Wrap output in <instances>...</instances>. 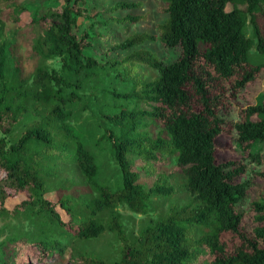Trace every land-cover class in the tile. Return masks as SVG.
Listing matches in <instances>:
<instances>
[{
	"label": "trees",
	"instance_id": "obj_1",
	"mask_svg": "<svg viewBox=\"0 0 264 264\" xmlns=\"http://www.w3.org/2000/svg\"><path fill=\"white\" fill-rule=\"evenodd\" d=\"M84 2L34 10L28 26L39 29L30 43L36 64L27 76L4 26L5 20L19 21L28 6L0 0V259L43 264L61 258L74 242L112 233L119 241L115 259L76 251L68 264H264V193L249 202L254 220L245 225L240 205L250 182L238 181L245 166L216 156L217 138L231 128L237 145L264 164V93L239 109V121L228 125L220 116L229 97L264 69L251 54L256 40L264 56V0H165L157 35L136 34L114 45L127 50L159 40L179 47L168 64L146 49L122 59L86 56L88 33L77 32ZM135 5L116 3L105 12ZM55 58L59 69L47 65ZM134 62L157 75L144 80L139 93L108 88V65ZM86 89L101 113L95 130L68 122L72 106H88L79 92ZM108 97H137L148 109L127 111L119 103L109 105L114 112L108 114ZM144 114L161 128L156 138L135 132L146 125L137 122ZM164 153L175 158L172 174L183 177L179 186L189 200L152 217L156 202L176 189L162 174L152 184L142 182L135 161L153 175ZM255 176L264 180V171ZM120 205L145 216L136 235L122 223Z\"/></svg>",
	"mask_w": 264,
	"mask_h": 264
},
{
	"label": "rangeland",
	"instance_id": "obj_2",
	"mask_svg": "<svg viewBox=\"0 0 264 264\" xmlns=\"http://www.w3.org/2000/svg\"><path fill=\"white\" fill-rule=\"evenodd\" d=\"M12 1L19 5L28 6V11L19 15V21L14 22L12 20H5L4 26V33L12 38L18 46L17 57L23 68L24 74L28 76L31 74L36 64V59L31 51L30 43L35 32L39 31L37 28L34 29L33 27L28 26L30 17L35 9L40 8L43 5L53 8L60 7L63 4V0ZM121 2L133 3L136 5L129 8H119L117 10L108 11V13L105 12L106 6H112ZM84 6L86 7V15L77 18V32L80 35H83L85 32L88 33V44L85 47L86 56H93L101 60H106L107 58L108 60L122 59L133 51L146 49L153 52L164 64H168L177 59L180 55L179 47H166L159 40H146L127 50L117 49L114 46L132 35L141 33L157 35V25L162 23L166 18V13L162 10L165 7V0H85ZM230 8L231 7L229 6V9ZM127 16H135L139 17V19L135 20V22H130L129 20H117ZM247 33L249 35L252 33L250 25L247 27ZM255 46L256 40H254V45L251 49L252 57L257 61L264 63V56L257 51ZM107 52L108 54H106ZM47 65L49 68L59 69L61 62L59 58H55L47 61ZM126 71H128V73ZM156 75L157 72L154 69L149 68L142 62L127 63L123 65L109 64L108 88H116L120 92L132 91V93H139L142 89V82ZM79 92L86 97L88 106L86 108H84L82 104L72 106V109L70 110L71 116L69 117L68 122L77 127L89 124L90 127L95 130L96 126L94 122L96 121V118L101 115L99 106L96 104L91 89H86L85 92ZM260 93H264V69H262L256 78L249 82L240 93L236 96L231 95L229 97L228 107L220 112L221 118L224 119L228 125L239 121V109L245 108L249 104L254 103L256 96ZM111 100L112 99L108 97V114L114 112L110 110L109 105H119V103L121 105H126L125 107L127 111L148 109V106L140 102L137 97H129L126 100L123 98L115 101ZM22 120L23 121L16 128L14 135L21 132L25 123V120ZM137 122L146 125L140 129H135V132L140 131L146 133L151 138H156L161 131L160 127L153 124V118L148 114H144L142 117L138 118ZM111 127L112 122L108 121V128ZM162 135L165 136L164 131H162ZM235 136L236 133L230 128V130L217 138L216 156L219 162L232 160L235 161L237 165L242 164L245 166V170L239 177L238 181L249 180L250 187L247 197L240 205V209L246 214V217L244 218L245 225L251 226L254 219L249 211V202L255 198L258 192L264 193V180H260L255 176L258 172L264 171V164H258L253 161L247 151H244L237 145ZM13 137L14 136L8 137V139L12 140ZM161 155L164 161L161 164L153 165L155 166V169H157L156 173L153 175H151L152 173L149 174L148 168L145 167L146 165L140 162V160L136 159L135 161L136 170H139L142 182L152 184L156 179V175L162 174L164 179L176 189V192L169 198L156 202L157 207L150 213L152 217H155L159 212L166 210L168 205L173 202L184 204L189 200L185 190L179 186V183H182L183 181V177L176 173L172 174L176 165L175 158L166 153ZM15 199H17V197H12L9 200V204L11 205ZM117 211L121 214L122 223L127 232L132 236L136 235L145 216L130 211L124 205L118 206ZM4 223L5 222L0 219V227ZM12 224L18 225L19 222L12 221ZM24 228L29 229L26 224ZM118 246L119 241L117 238L112 233H105L97 239L74 242L61 258L53 259L43 264H68L69 255L76 251H86L109 259H115L117 257ZM73 248L76 250L73 251ZM0 263L15 264L12 260L3 261L1 259ZM17 264H23V261L20 260Z\"/></svg>",
	"mask_w": 264,
	"mask_h": 264
}]
</instances>
